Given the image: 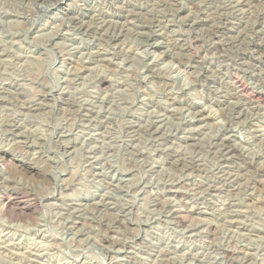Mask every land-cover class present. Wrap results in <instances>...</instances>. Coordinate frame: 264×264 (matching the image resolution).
<instances>
[{
  "label": "rangeland",
  "instance_id": "374dc122",
  "mask_svg": "<svg viewBox=\"0 0 264 264\" xmlns=\"http://www.w3.org/2000/svg\"><path fill=\"white\" fill-rule=\"evenodd\" d=\"M0 264H264V0H0Z\"/></svg>",
  "mask_w": 264,
  "mask_h": 264
},
{
  "label": "bare ground",
  "instance_id": "6f19581e",
  "mask_svg": "<svg viewBox=\"0 0 264 264\" xmlns=\"http://www.w3.org/2000/svg\"><path fill=\"white\" fill-rule=\"evenodd\" d=\"M87 14V13H86ZM73 16V15H72ZM76 18V17H75ZM75 20V19H74ZM192 21V20H191ZM203 21V20H202ZM77 22V21H76ZM83 25V24H82ZM89 26V25H88ZM153 40V39H152ZM227 41H229V40H227ZM217 42V41H216ZM219 42V41H218ZM221 42V41H220ZM225 42V41H224ZM156 43V42H155ZM189 44V43H188ZM162 45V44H161ZM215 47H216V45H215ZM97 53V52H96ZM94 54V53H93ZM98 56V55H97ZM180 61V60H179ZM237 81V80H236ZM236 86V85H235ZM244 86V85H243ZM238 88V87H237ZM237 91V90H236ZM247 91V90H246ZM246 91H244V92H246ZM242 93V92H241ZM244 94V93H243ZM242 94V95H243ZM248 94V93H247ZM238 95V94H237ZM239 95H241L240 93H239ZM246 95V94H245ZM249 95V94H248ZM247 95V96H248ZM263 96V95H262ZM239 98V97H238ZM242 98V97H241ZM253 98V97H252ZM252 98H251V101H252ZM240 99V98H239ZM238 99V100H239ZM239 103V102H238ZM237 103V105H239ZM240 103H242V102H240ZM245 104V103H244ZM240 106H241V104H240ZM244 106V105H243ZM242 109V108H241ZM240 109V110H241ZM239 110V109H238ZM204 113V112H203ZM226 141H227V139H226ZM231 142V141H230ZM219 143V142H218ZM221 143V142H220ZM225 143V142H224ZM223 143V144H224ZM219 145V144H218ZM228 144H226V146H227ZM231 145H232V143H231ZM220 146V145H219ZM222 146V145H221ZM227 148V147H226ZM229 148H232V147H229ZM233 148H235V147H233ZM236 149V148H235ZM232 150H234V149H232ZM228 151V150H227ZM230 151V150H229ZM227 153V152H226ZM229 154V153H228ZM231 154V153H230ZM3 158H7L6 157V154H3ZM8 160V159H7ZM7 162V161H6ZM13 162H15V160H13V157L12 158H9V167H10V170H13V168H14V164H13ZM18 162H21V163H23V165H26L27 167H30V166H33L31 163H28V162H26V161H24V160H22V161H18ZM33 163V162H32ZM35 167V166H34ZM4 168V167H3ZM40 169V168H39ZM39 169H37V171H40ZM43 172V171H42ZM44 175H46V174H44ZM230 179V178H229ZM8 184V183H7ZM214 186V185H213ZM212 186V187H213ZM15 188H16V186H15ZM18 189V188H17ZM11 190H12V188H11ZM23 190V189H22ZM214 190V189H213ZM6 191V190H5ZM18 192H20V190L18 191ZM7 193H8V191H7ZM6 193V194H7ZM21 193V192H20ZM12 194V193H11ZM2 195H4V194H2ZM1 195V196H2ZM8 195V194H7ZM16 196H17V194H15ZM24 195V194H23ZM180 195V194H179ZM27 196V195H26ZM25 197V196H24ZM2 198V197H1ZM21 198V197H20ZM16 198L14 197V195H11V196H9V197H6L5 198V201H6V206H11V207H13L12 205L14 204L15 205V200ZM2 200V199H1ZM19 200V199H18ZM19 202V201H18ZM17 202V203H18ZM11 207H9V208H11ZM102 207V206H101ZM175 215V214H174ZM109 239V238H108ZM111 239V238H110ZM106 240V239H105ZM119 248V247H118Z\"/></svg>",
  "mask_w": 264,
  "mask_h": 264
}]
</instances>
